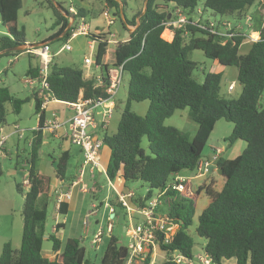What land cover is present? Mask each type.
Here are the masks:
<instances>
[{
  "label": "trees",
  "instance_id": "16d2710c",
  "mask_svg": "<svg viewBox=\"0 0 264 264\" xmlns=\"http://www.w3.org/2000/svg\"><path fill=\"white\" fill-rule=\"evenodd\" d=\"M92 1L102 3L108 10L114 9L119 20L121 5L125 21L124 24L120 20L123 30L127 25L135 27L138 24L133 32L128 33L126 40L114 43L111 67H121L128 81L116 132L111 136L103 135V143L110 152L105 175L109 182L120 177L125 184L141 182L146 185L144 199H131L136 208L145 207L156 193L154 215L177 226L169 243L164 244L162 235H159L158 248L166 256L161 264H174L170 257L173 253L187 259L194 257V242L187 230L195 217V233L203 241L200 251L210 258L211 264L230 259H235L236 264H264V107L260 103L264 90V27L261 28L260 19L251 16L252 20L255 18L254 25L260 35L243 55L238 50L247 39L246 35L231 30V37H220L207 29L210 20L219 21L215 16H235L239 22L250 8L255 7L258 11L264 7V0H203L201 7L199 0H163L162 4L148 0L146 10L137 22L135 18L142 9L129 21L125 14V0ZM48 5L54 17L52 28H57L50 40H68L74 26L64 33L69 19L52 4ZM20 8L21 0H0V23L6 31L0 37V51L25 44L23 32L16 28ZM175 8L188 17L189 23L182 28L166 26ZM87 12L77 9L75 15H69L76 20ZM206 15L208 17H204ZM86 36L96 44L94 66L106 73L108 66L102 61L108 49L109 33L88 32ZM194 50H200L220 66L237 69L241 92L236 98L224 99L219 95L220 73H202L200 82L193 77L197 64L189 60L188 55ZM9 54L12 53L2 55ZM26 76L39 80V67H29ZM46 83L47 88L40 91V95L34 94V113L38 121L36 129L31 131L26 160L27 189L23 193V187L16 185L23 198L20 246L14 250L10 244H5L0 264H90L79 239H67L61 244L55 235H50L53 257L42 255L50 178L36 168L46 118L41 104L44 96L65 104L75 102L80 94L84 99H102L106 97L108 83L102 79L97 88L93 77H85L81 70L59 67L53 59L48 66ZM144 101L148 102L144 116L130 110L131 103ZM26 102L12 96L7 88L0 87V129L5 126L6 104L13 114L19 115ZM184 109H188V118L196 124L191 138L183 131L164 125L166 119ZM219 120L232 124L226 139L228 144L243 141L245 148L234 159L218 157L214 167L222 171V188L215 192L211 185L198 187L194 195L202 192L209 203L197 214L194 196L187 194V182L185 190L179 193L171 190L170 185L175 175L195 170ZM143 138L147 141L149 155H145L141 148ZM69 158V152H61L51 161L54 175L60 181L71 180L66 176ZM113 205L123 209L120 204ZM57 213H67L65 203L59 204ZM62 227V223L56 224L54 234ZM117 242L114 235L108 236L99 264H125L128 250ZM150 260L151 252L142 264H149Z\"/></svg>",
  "mask_w": 264,
  "mask_h": 264
},
{
  "label": "rangeland",
  "instance_id": "374dc122",
  "mask_svg": "<svg viewBox=\"0 0 264 264\" xmlns=\"http://www.w3.org/2000/svg\"><path fill=\"white\" fill-rule=\"evenodd\" d=\"M144 0H125V14L126 18L130 21L134 18L136 13L143 8ZM203 0H199V7H201ZM48 3L52 4L55 8L56 5L60 7L67 14L77 13V9H84L89 11L85 13L82 21H78L80 17L77 18V22L74 19L69 20L71 26L76 24H85L90 27V31L94 30L96 32H106L109 31L114 35L113 39L120 41L125 36H127L126 30L121 27L120 20L114 14L115 10L106 9L102 3L92 0H21V8L17 13L16 28L20 32H23V41L26 45H32L33 48H39L41 43L47 42L49 46V53L54 61V63L59 67H67L75 70H84V59L90 58L93 62L94 53L96 50V44H94L93 50L89 48L88 42L89 38L83 34H78V37L70 39L69 41L65 39L51 37L57 31V28H52L54 17L52 14V9L49 7ZM157 4H162L163 0H156ZM263 8V7H262ZM262 8L260 10H262ZM250 10L247 16H250ZM120 12V9H119ZM259 12V17L261 24L264 26V11ZM123 13V11H122ZM106 15V16H105ZM204 17H208L207 15ZM216 20H227L232 25H237L238 21L235 16L232 17H214ZM107 19H113V24L107 27ZM124 19V17H123ZM137 18H135V21ZM252 20V19H251ZM242 28L245 27V21L241 19L239 21ZM255 19L252 20V31H256ZM95 25L96 27H93ZM93 28V29H92ZM126 29L132 32L134 27L127 25ZM89 31V32H90ZM6 31L3 25L0 23V37L5 35ZM256 38V35L252 36ZM109 38V37H108ZM69 44L71 50L68 52H62L54 55L57 50L65 43ZM250 39H246L240 46L238 53L240 55L246 54L251 47ZM31 49V48H30ZM27 50H21L16 52H11L9 55H0V87H5L9 90V93L20 100H27L25 104L22 105L19 115H15L11 112V108L6 104V116H5V126L1 128V135L8 136L14 126H17L23 132V138L17 139L16 137H9L5 143V151H3V156L0 157V255L5 244H10L11 248L17 250L20 246L21 231H22V206L23 198L22 195L16 190V185L19 184L23 187V193L27 189V166L26 160H28V152L30 148L28 147L31 141V131L36 129L38 116L34 113V99L31 95V91L40 89L39 83H35V89L28 86L26 80V72L29 67L36 68L39 67L38 58L34 57ZM114 51V45L108 46L106 61L109 60L110 56L112 58ZM189 60L197 64V69L193 72V77L198 81H202V73H220V90L219 95L224 99L236 98L240 92L241 88L237 82V69L235 67H223L218 65L215 61L206 58L200 50H194L188 55ZM111 61V60H110ZM109 61V62H110ZM87 72L94 73L92 69H86ZM127 81L128 76L123 74L122 82L118 88V92L115 96V102L117 101V107L110 119V124L106 131L107 136H111L116 132V128L120 119L121 112L123 110L126 91H127ZM233 84V91L228 92L227 87ZM261 106L264 107V90L261 95ZM54 107H62V105L55 104ZM148 108V102L144 101L141 103H131L130 110L138 116H144ZM56 111L52 107L49 110L47 117L51 119L50 113ZM165 126L174 127L180 131H183L191 138L196 130V124L188 118V109L176 111L170 118L164 121ZM232 130V124L223 120L216 122L213 131L211 132L207 144L202 152V158L208 157L211 149H223L225 153L221 156L223 159L231 160L234 159L238 154L242 152L245 148V143L243 141H236L232 145H229L226 139L230 135ZM100 133V132H98ZM61 143L59 141L52 139L47 131L43 130V141L38 151L37 160V170L40 174L52 178L53 177V167L51 166V161L57 159L61 153L60 148ZM141 148L145 155H149L147 148V141L145 138L141 140ZM71 153L76 151L74 146L69 147ZM74 155L68 160L67 172L70 170L75 162ZM211 173L208 177H216V168L211 166ZM182 174L187 177H193L194 174L189 171H182ZM68 175V174H66ZM205 178L200 180H193L191 186H196L197 183H202ZM98 185L101 190L93 196V193H87L84 195V206L82 209L78 206L75 211H68L65 215H59L54 212L53 202L50 200L47 206V218L44 224V236L42 241V254L51 253V242L48 237L50 235H55L61 244L67 239H79L80 245L85 250V259L89 261L90 264H99L100 258L106 247L108 236L103 235L99 249L95 250L90 245L91 238L89 239L84 236L82 232V221L86 220L88 225L91 226L94 223V217L89 216L88 211L91 204H104L105 194L108 193L109 187L107 185V179L105 175H99ZM86 181V180H85ZM84 179L83 182L85 183ZM88 183V182H87ZM90 185V184H89ZM128 188L133 191L137 197L145 198L147 194V187L141 182H129L127 183ZM156 193H153L151 199L155 198ZM188 196V195H187ZM83 197V196H82ZM188 198V197H187ZM150 199V200H151ZM193 199V198H192ZM115 214L123 212L121 208L114 207ZM107 211L101 206L98 208L97 219L105 231V219ZM120 223H122L121 217H119ZM119 221V220H117ZM59 222L63 224V229H59L56 234L52 232V228L55 224ZM196 228V217L193 220L192 225L188 228L187 233L191 236L194 246L193 254L198 255L202 252V239L199 238L195 233ZM114 236L118 240V245L127 247L128 240L124 236V232L121 227L114 230ZM234 261H225L221 264H234Z\"/></svg>",
  "mask_w": 264,
  "mask_h": 264
},
{
  "label": "built area",
  "instance_id": "2783aa9c",
  "mask_svg": "<svg viewBox=\"0 0 264 264\" xmlns=\"http://www.w3.org/2000/svg\"><path fill=\"white\" fill-rule=\"evenodd\" d=\"M264 11V7L262 8ZM199 12V11H198ZM106 16V15H105ZM245 21V27L242 28L240 23L237 25L230 24L227 20L209 21L207 29L209 33L213 35H218L220 37H231V30L240 32L241 34L246 35L251 42H254L259 39V31H252V20L251 16L245 15L243 18ZM78 21H82V18H79ZM77 22V19H76ZM74 26V31L72 35L83 34L87 35L89 28L84 23L76 24ZM107 27L113 24V19H107ZM188 21V17L181 13V11L175 8L169 20L166 22V26H171L174 28L184 27ZM197 23V20L194 21ZM264 26H261L263 28ZM256 35V38L252 36ZM108 39H113V36L109 34ZM71 50L68 42L62 45L55 54L62 52H68ZM31 53L37 57L40 61V72L39 80L28 79L26 80L29 86H32L34 82L39 83V91L45 90L47 88L46 75L48 72V66L52 61V57L49 53V46L47 43L39 48H32ZM84 65L86 67L93 66V62L90 58L84 59ZM122 68H110L106 71L105 79L107 80L108 87L105 90L106 97L98 99H84L81 95L73 103L66 104L67 108L70 110V116L64 121L60 122L55 114H51V119L44 121V128L50 130L51 133H55L56 130L60 128L66 129L64 132V137H66L69 143L77 147L82 155V163L85 166H88L90 170L99 169V152L103 145V141L93 136L94 130L104 131L107 128V125L110 121V118L114 112L115 107V96L117 90L122 82ZM233 90V84H230L227 87V91L230 92ZM50 100L47 96L43 97L41 109L43 110L46 104ZM100 109V114L98 119L94 117V110ZM44 129V130H45ZM0 129V157L5 151V143L7 139L11 136L16 137L17 139L23 138V132L17 126L13 127L12 132L8 136L1 135ZM31 146V141L28 144V147ZM219 157L218 152H213V154L208 158H200L195 170L192 172L196 177H203L210 173L211 166H214V163L217 162ZM187 180L178 174L174 176L173 183L170 185L171 190L175 192H183L185 190ZM74 186H78L80 191L83 193L88 192V186L82 181V173H79V177L72 183ZM63 199L68 200L70 198V193L67 192L63 196ZM134 198L133 192H126L122 195H118L117 202L120 206L130 211L128 200ZM157 198H153L146 203V206L143 208H135L136 213L143 216L141 222L136 223L135 225H130V229L126 232L128 238V255L125 261V264H142L149 252H152L153 249L158 248V238L161 234L163 239L162 242L167 244L171 241L172 236L177 230V226L169 222L166 218L154 215L153 208L156 204ZM61 200L56 202V210L58 209ZM102 207L107 211V216L105 219V231L100 226L92 231L90 245L93 249L98 250L101 240L104 234L109 235L113 228V222L115 219L114 208L109 203H104ZM98 206L96 204L92 205L91 214H96ZM129 221H132L131 216H129ZM83 227L87 230L88 224L87 221L83 222ZM89 230V228H88ZM159 249V248H158ZM171 261L174 264H211L210 258L205 255L198 254L194 255L192 259H187L179 253L171 254Z\"/></svg>",
  "mask_w": 264,
  "mask_h": 264
},
{
  "label": "crops",
  "instance_id": "0c3cea01",
  "mask_svg": "<svg viewBox=\"0 0 264 264\" xmlns=\"http://www.w3.org/2000/svg\"><path fill=\"white\" fill-rule=\"evenodd\" d=\"M259 11L262 14V10L259 9ZM250 14H251L250 16H254L256 19L259 17V12L257 13L255 7H254L253 10L250 11ZM93 27H96V26L93 25ZM88 28H89V31H90L91 29H90L89 26H88ZM107 32L114 37V35L112 33H110L109 31H107ZM90 33L96 34L98 32H96L95 29H94V30L90 31ZM126 33L128 35V33H131V32H130V30L126 29ZM76 37H78V34H76V35H72L71 34L70 38L67 41H69L70 39H74ZM126 39H127V36H125L122 40H126ZM107 42H108V46H110V45H114V43H116L117 40L108 39ZM94 44H95L94 41L89 40L88 45H89V48L91 50H93V48L95 46ZM24 45H26V44H24ZM32 48L33 47H31L30 50H32ZM30 50L28 51V53H31ZM54 55H56V54H54ZM106 57H107V52H106V55L103 58L102 64L108 66V69H110V68H112L111 64H112V59L113 58H111V56H110L109 60L106 61ZM38 61H39V59H38ZM92 67H93L94 73L93 72L91 73V71L90 72L86 71V69H92ZM84 68L85 69L83 71L82 70L81 71L84 73L85 77H87V78L93 77L94 80H95V87L98 88L99 86H101L102 79H105L106 73L102 72L101 69L95 67L94 64L91 67H86L85 66ZM39 72H40V61H39ZM29 78L31 79L30 76H27V80ZM35 83L36 82H34V84L32 86H29V85L28 86L33 88V89H35V87H34ZM117 92H118V90H117ZM36 93L39 94V95L41 94L39 89L35 90L33 92L31 91V95H32L33 99H34V94H36ZM57 103H58V105H62L63 108L62 107L59 108V107H54L53 106V105H55ZM52 107L55 108L56 111H52L50 113V115L51 114H55V116L57 117V119L60 122H64L71 114L70 110L67 108V105L65 103L59 102V101H55V100L54 101H49L46 104L45 108L43 109L44 112H45V116H46L45 120L49 119L46 114L49 113V110H52ZM116 107H117V101L115 102L114 109H116ZM93 113H94L95 119H98V116L100 114V109H95ZM109 124H110V122L108 123L107 128L104 131L94 130L93 131V136L95 138H98L101 141H103V135L106 134V131L108 129ZM45 131H47L48 135L52 139H55V140L59 141V143H61V145H60L61 152H69L71 154V156L74 155V157H75L74 158L75 162L72 165V167L70 168V170L67 172L68 175H66L67 178H71L70 181H60L59 179H57L55 177L54 171H53V177L50 179V194H49V198L53 202L54 212L56 214H58L57 210H56V202H57V200H61L62 203L66 204L67 212L68 211H75L78 206L80 207V209H82V207L84 206V195H86L87 193H90V194L93 193V196H94L95 194H97L101 190V187H99V185H98V180L97 179L99 178V175H105V168H106V165L108 163L109 154H110L109 148L103 143V145H102V147L100 149V152H99V156H100L99 169L98 170H90V168L88 166L83 165V163H82V155H81L80 150L77 147L74 146L76 148V151L74 153H71L69 147L73 146V145H71L69 143L68 139L66 137H64V132L66 131V129L60 128V129L56 130L55 133H51V131L47 130V129H45ZM98 132H100V133H98ZM12 137H14V136H12ZM213 152H218L219 157H221V156L224 155L225 150H223V149H211V152L209 153L208 157H210L213 154ZM208 157H206V158H208ZM80 172L82 173V181H83V179H84V181L86 180L85 184L88 186V192H86V193L81 192L78 186H74L72 184L79 177V173ZM178 175L183 177V178H185L187 180V186H188L187 194L190 195V196H194L195 205H196V213L197 214L200 213L202 210H204L206 208V206L208 205V203H209V200L204 196V194L202 192H200L198 196L194 195L196 193V190L198 189V187H200L202 185H206V186L211 185V188L215 192H219L221 190V188H222V185H223L222 178L219 175H217L216 177H208L209 174H207L206 176H203V177H196V176L187 177V176L183 175L182 172H180ZM105 177H106V175H105ZM202 178H205V179L203 180V182L201 184L197 183L196 186H194V187L191 186L193 180H200ZM107 185L109 187V191H108L107 194H105L104 203H109L111 206H113V208H114L113 204H118V202H117L118 195H122V194H124L126 192H129V191L133 192V191H131L128 188L127 184H125L124 181L122 180V178H120V177H117L115 180L110 181V182L107 180ZM67 192L70 193V198L68 200H65V199H63L62 196L65 193H67ZM136 197L137 196L134 194V199ZM138 198H141V197H138ZM128 203H129V208H130L129 212L126 209H124V208L121 209L123 211L121 213L115 214V212H114L115 219H114V222H113L112 231H111V233L109 235H114V230L121 227L122 231L124 232V236L127 238L126 232L130 229V227H131L130 225H135L136 223L141 222L143 220V216L138 214V213H136V211H135L136 210L135 209L136 206L133 204L132 200H128ZM92 205L93 204L90 205L91 206L90 207L91 211H92ZM91 211L89 210L88 214H89V216L94 217V223L91 226L88 225L89 230H88V228L86 230L83 227V222H85L86 220L82 221V232H83L84 236L88 235V236H86L88 239H89V236H91L92 231L101 226L99 221H98V219H97L98 210H97L96 214H91ZM129 216H131L132 221H129ZM119 217H121V219H123L122 223H120ZM117 220H119V221H117ZM58 223L59 222H57L56 224H58ZM87 224H88V222H87ZM62 226H63V224H62ZM54 228L55 227L52 228V232H54ZM62 229H63V227H62ZM109 235H107V236H109ZM127 240H128V238H127ZM42 255L45 258L53 257L52 253L45 254V255L42 254ZM165 260H166L165 254L162 253L157 248V249H153L152 250V252H151V260H150L149 264H161ZM225 261H234L233 263L236 264L235 259H230V260H225ZM225 261H223V262H225Z\"/></svg>",
  "mask_w": 264,
  "mask_h": 264
},
{
  "label": "water",
  "instance_id": "95a60500",
  "mask_svg": "<svg viewBox=\"0 0 264 264\" xmlns=\"http://www.w3.org/2000/svg\"><path fill=\"white\" fill-rule=\"evenodd\" d=\"M147 1H148V0H144V2H143L142 12H141L140 15L137 17L136 22L138 21L139 17H141V16L143 15V13L145 12V10H146V6H147ZM56 8H58V9L60 10L61 14H62L64 17H66V18H68L69 20H72V21L74 20V17H73V16L67 14L65 11H63L62 9H60L59 6L56 5ZM119 9H120V15H119V17H120V19L122 20V22L125 24V21H124V19H123V13H122V7H121V5H119ZM137 26H138V24H136V26L134 27V29L137 28ZM70 27H71V23L69 22L68 25H67V27H66V29L64 30V33L67 32V31L70 29ZM45 44H46V43H41V44L39 45V47H42V46H44ZM31 47H33V46H32V45H21V46H19V47L10 48V49H5V50H3V51H0V55H1V54H4V53H9V52H16V51H21V50H27V49H30ZM216 163H217V162H215L214 165H216ZM216 173H217V175L221 176V175H222V171H221V169L216 168Z\"/></svg>",
  "mask_w": 264,
  "mask_h": 264
}]
</instances>
